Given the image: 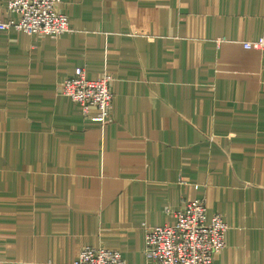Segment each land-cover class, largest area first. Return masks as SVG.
<instances>
[{
    "label": "crops",
    "instance_id": "obj_1",
    "mask_svg": "<svg viewBox=\"0 0 264 264\" xmlns=\"http://www.w3.org/2000/svg\"><path fill=\"white\" fill-rule=\"evenodd\" d=\"M0 0V21L19 15ZM71 29L0 27V264L84 246L156 264L146 226L219 213L213 264H264V0H61ZM111 75L106 123L58 86ZM90 115L97 109L91 107Z\"/></svg>",
    "mask_w": 264,
    "mask_h": 264
},
{
    "label": "built area",
    "instance_id": "obj_2",
    "mask_svg": "<svg viewBox=\"0 0 264 264\" xmlns=\"http://www.w3.org/2000/svg\"><path fill=\"white\" fill-rule=\"evenodd\" d=\"M61 0H7L9 11L19 15L15 22L0 21V27H14L29 33L59 34L71 29L68 17L56 10ZM246 48L264 50V35L241 42ZM112 77L103 72L88 78L78 67L72 76L60 82L62 95L77 103L85 116L106 123L110 118ZM95 107L97 113L90 115ZM173 222L146 226V255L156 264H213L225 246L227 224L219 213L207 216L200 199L185 201L171 213ZM65 264H124L120 252L104 246H84L78 257Z\"/></svg>",
    "mask_w": 264,
    "mask_h": 264
}]
</instances>
